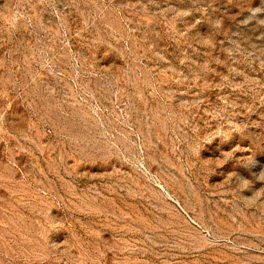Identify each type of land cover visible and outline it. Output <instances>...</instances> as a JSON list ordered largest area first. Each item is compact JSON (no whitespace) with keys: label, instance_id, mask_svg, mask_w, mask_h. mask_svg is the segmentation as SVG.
Here are the masks:
<instances>
[{"label":"rangeland","instance_id":"374dc122","mask_svg":"<svg viewBox=\"0 0 264 264\" xmlns=\"http://www.w3.org/2000/svg\"><path fill=\"white\" fill-rule=\"evenodd\" d=\"M0 264H264V0H0Z\"/></svg>","mask_w":264,"mask_h":264}]
</instances>
